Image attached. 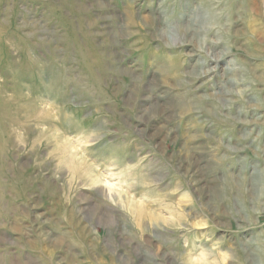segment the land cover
<instances>
[{
    "label": "rangeland",
    "instance_id": "rangeland-1",
    "mask_svg": "<svg viewBox=\"0 0 264 264\" xmlns=\"http://www.w3.org/2000/svg\"><path fill=\"white\" fill-rule=\"evenodd\" d=\"M0 264H264V0H0Z\"/></svg>",
    "mask_w": 264,
    "mask_h": 264
}]
</instances>
